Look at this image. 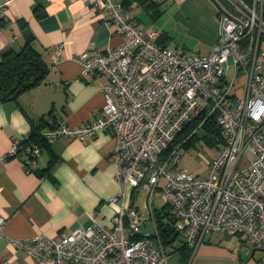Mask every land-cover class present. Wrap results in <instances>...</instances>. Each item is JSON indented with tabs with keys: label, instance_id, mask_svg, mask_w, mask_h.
Returning a JSON list of instances; mask_svg holds the SVG:
<instances>
[{
	"label": "built area",
	"instance_id": "1",
	"mask_svg": "<svg viewBox=\"0 0 264 264\" xmlns=\"http://www.w3.org/2000/svg\"><path fill=\"white\" fill-rule=\"evenodd\" d=\"M213 1L220 21L216 44L206 54H184L157 42L160 30L140 27L122 3L100 0L123 41L76 57L84 80L105 78L100 114L75 126L60 121L41 136L49 143L110 131L116 139L115 178L145 190V213L134 206L121 208L109 227L91 214L89 225L65 236L9 239L13 246L45 264H168L153 204L157 191L168 207L165 217L192 252L211 232L237 237L247 255L264 244V0ZM61 49V44L54 49V64ZM239 75L243 82L236 96ZM198 116L191 134L213 116L223 137L205 174L178 166L185 140L169 148ZM21 147V141H13L0 161ZM21 149L30 156L40 151L37 145ZM124 194L122 189L119 196ZM148 221L153 237L140 228ZM4 223L0 216V237Z\"/></svg>",
	"mask_w": 264,
	"mask_h": 264
},
{
	"label": "crops",
	"instance_id": "2",
	"mask_svg": "<svg viewBox=\"0 0 264 264\" xmlns=\"http://www.w3.org/2000/svg\"><path fill=\"white\" fill-rule=\"evenodd\" d=\"M117 1L125 3L140 27L160 30L157 42L178 52L186 54L190 48L206 54L218 40L219 16L213 0H151L166 17L159 25L150 19L157 16L149 0ZM171 20L175 25L165 30ZM181 29L187 36L182 44L175 33ZM122 41L100 0H0V52L19 51L31 42L46 65L40 84L0 100V155L13 141L29 138L33 123L41 117L45 119L41 133L60 121L75 126L96 118L104 104L100 86L105 78L84 80L76 57L104 52ZM59 44L61 59L54 64L52 55ZM237 81L241 88L243 76ZM45 144L35 156L24 154L21 147L17 155L0 161V216L5 218L0 264H45L9 239L35 234L62 237L79 225H89L91 214L109 227L121 208H139L138 189L115 178L116 139L110 131L98 130L83 139L57 137ZM122 189L124 197L119 196ZM112 197L117 199L110 201ZM164 248L168 264H264V244L247 255L238 238L224 232L206 234L194 252L180 232Z\"/></svg>",
	"mask_w": 264,
	"mask_h": 264
},
{
	"label": "trees",
	"instance_id": "3",
	"mask_svg": "<svg viewBox=\"0 0 264 264\" xmlns=\"http://www.w3.org/2000/svg\"><path fill=\"white\" fill-rule=\"evenodd\" d=\"M140 2L147 0H139ZM149 6L154 8V16L159 15L160 11L158 4L149 0ZM125 3H123L124 5ZM46 65L39 54L33 47L31 42L25 43L19 51L6 49L0 52V100H8L14 98L19 93L40 84L45 77ZM201 116L186 124L183 129L176 135L174 143L185 140L182 146H186L194 140L204 139L209 146L216 145L217 147L222 142V133L220 127L215 122L213 116H209L202 124L201 128L192 133V130L197 126ZM45 119L41 117L33 123V131L29 138L21 141V146L36 143L38 146H45L46 142L41 136L40 130L43 127ZM168 212V207L164 204L155 209V217L158 223V233L162 245L165 247L171 244L179 232L171 225L170 221L165 217Z\"/></svg>",
	"mask_w": 264,
	"mask_h": 264
},
{
	"label": "rangeland",
	"instance_id": "4",
	"mask_svg": "<svg viewBox=\"0 0 264 264\" xmlns=\"http://www.w3.org/2000/svg\"><path fill=\"white\" fill-rule=\"evenodd\" d=\"M219 1L220 4H223L221 0ZM165 15L159 14L157 15V18L155 17H150L152 23H157L162 24V22L165 20ZM159 19V20H158ZM219 21V17H218ZM220 22V21H219ZM174 24V20H171L168 24H166V28H169ZM175 25V24H174ZM176 35H178V40L182 44L185 39L187 38L186 32H184L182 29L180 31L175 32ZM188 41V40H187ZM186 50V53H190L191 50ZM175 50V49H174ZM240 78V75H239ZM234 93L236 96H239L241 94V88L239 86V81H237L234 89ZM221 144V143H220ZM219 144V146H220ZM218 147L216 145L209 146L204 139L200 138L197 140H194V142L186 145V146H181L180 147V159L178 162V166H187L189 169L195 173H200V174H205L207 172V161L211 160L215 154L217 153ZM246 154V153H245ZM247 155V154H246ZM248 156V155H247ZM137 203L139 206V211L144 214L145 213V205H144V200H145V190L143 188H139L137 191ZM153 204L156 207H160L163 204V199L159 196L158 191L155 193L153 197Z\"/></svg>",
	"mask_w": 264,
	"mask_h": 264
},
{
	"label": "water",
	"instance_id": "5",
	"mask_svg": "<svg viewBox=\"0 0 264 264\" xmlns=\"http://www.w3.org/2000/svg\"><path fill=\"white\" fill-rule=\"evenodd\" d=\"M140 228H141V231L143 233H149V236L150 237H153V232L151 231L152 230V223L151 222H144L140 225Z\"/></svg>",
	"mask_w": 264,
	"mask_h": 264
}]
</instances>
